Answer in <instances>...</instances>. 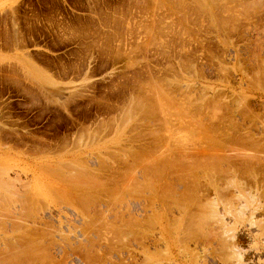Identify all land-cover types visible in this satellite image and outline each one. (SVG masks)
Returning a JSON list of instances; mask_svg holds the SVG:
<instances>
[{
    "label": "rangeland",
    "instance_id": "374dc122",
    "mask_svg": "<svg viewBox=\"0 0 264 264\" xmlns=\"http://www.w3.org/2000/svg\"><path fill=\"white\" fill-rule=\"evenodd\" d=\"M209 1L0 0L1 264L9 255L3 253L6 247L25 235L33 239L25 248L39 244L36 252L47 250L36 253L38 261L44 258L42 264H233L232 246L247 249L246 262L264 258V154L254 150L256 160L247 146L248 140L264 136V0ZM233 128L242 138L248 133L246 146L242 138L237 146L233 143ZM224 141L238 148L232 145V153L223 149L231 160L219 167L211 156L216 143L228 148ZM238 144L251 149L243 152ZM139 151L144 159L136 160ZM196 153L204 156L197 159ZM134 160L147 167L138 163L139 168L130 169ZM248 161L257 162L250 165L258 173L247 167ZM153 163L162 165L156 168L163 179L142 174ZM240 165L247 169L242 176L232 172ZM85 167L96 184L92 177L86 182L77 177ZM196 171L203 187L200 193L195 190L199 203L185 194V200L193 201L186 202L192 207L187 212L196 213L183 218L181 206L167 211L164 204L173 197L164 195L163 187L175 185V194L183 192L196 181L189 177ZM165 172H171L170 178ZM68 177H74L72 182L62 181ZM150 180L158 191L153 196L144 186ZM74 181L92 188L101 184L106 190L100 186L96 191L102 193L95 192L99 197L92 194L95 199H90L98 203L88 207L91 215L88 210L81 215L77 198L66 196ZM256 203L262 206L258 212L253 210Z\"/></svg>",
    "mask_w": 264,
    "mask_h": 264
},
{
    "label": "bare ground",
    "instance_id": "6f19581e",
    "mask_svg": "<svg viewBox=\"0 0 264 264\" xmlns=\"http://www.w3.org/2000/svg\"><path fill=\"white\" fill-rule=\"evenodd\" d=\"M205 1H206V0H205ZM210 1H211V0H210ZM210 1H209V2H210ZM221 2H222V1H221ZM247 2H248V1H247ZM246 5H247V4H246ZM206 8H207V7H206ZM245 8H246V7H245ZM246 10H247V9H246ZM252 11H253V10H252ZM183 16H184V15H183ZM226 24H227V23H226ZM261 62H262V61H261ZM263 64H264V63H263ZM156 90H157V89H156ZM156 92H157V91H156ZM242 97H243V96H242ZM156 98H157V97H156ZM242 100H243V99H242ZM240 101H241V100H240ZM145 103H146V102H145ZM243 103H244V102H243ZM131 104H132V103H131ZM196 104H197V103H196ZM224 104H226V103H224ZM247 104H248V102H247ZM247 104H246V105H247ZM141 105H142V104H141ZM141 105H140V106H141ZM227 105H228V103H227ZM153 106H154V105H153ZM201 106H202V105H201ZM208 106H209V105H208ZM237 106H239V105H237ZM146 107H147V106H146ZM219 107H220V106H219ZM123 108H124V107H123ZM138 108H139V107H138ZM138 108H137V109H138ZM220 108H221V107H220ZM223 108H224V107H223ZM225 108H226V107H225ZM233 108H234V107H233ZM237 108H238V107H237ZM240 108H241V107H240ZM243 108H244V107H243ZM206 109H207V107H206ZM208 109H210V107H209ZM227 109H228V108H227ZM130 110H131V109H130ZM142 110H143V109H142ZM145 110H146V109H145ZM147 110H148V109H147ZM147 110H146V111H147ZM201 110H202V109H201ZM236 110H237V109H236ZM239 110H240V109H239ZM241 111H242V108H241ZM243 111H244V110H243ZM245 111H246V110H245ZM197 112H199V113H197V115L199 114L198 116H200V114H203V113H200V111H197ZM201 112H202V111H201ZM208 112H210V111H208ZM238 112H240V111H238ZM140 113H141V112H140ZM214 113H215V112H214ZM137 114H138V113H137ZM142 114H143V113H142ZM147 114H148V112H147ZM205 114L207 115V113H204V115H205ZM226 114H227V113H226ZM237 114H238V113H237ZM213 115H214V114L212 113V115L210 114V116H209V115H208V116L210 117V119H212L213 117L211 118V116H213ZM228 115H229V114H228ZM218 116H219V115H218ZM223 116H224V115H223ZM251 116H252V115H251ZM251 116H250V117H251ZM124 117H125V116H124ZM229 117H230V116H229ZM229 117H228V118H229ZM239 117H240V115H239ZM202 118H203V117H202ZM207 118H208V117H207ZM225 118H226V117H225ZM240 118H241V117H240ZM244 118H245V117H244ZM216 119H218V118H216ZM226 119H227V118H226ZM246 119H247V118H246ZM249 119H250V118H249ZM251 119H252V118H251ZM256 119H257V118H256ZM212 120H214V119H212ZM221 120H222V119H221ZM164 122H165V120H164ZM211 122H212V121H211ZM216 122H217V121H216ZM253 122H254V121H253ZM214 123H215V122H214ZM217 123H218V122H217ZM222 123H223V122H222ZM231 123H232V121H231ZM231 123H230V124H231ZM242 123H244V122H242ZM230 124H229V125H230ZM244 124H245V123H244ZM213 125H214V124H213ZM233 125H234V124H233ZM236 125H237V124H236ZM158 126H159V125H158ZM209 126H210V125H209ZM215 126H216V125H215ZM231 126H232V124H231L229 127H231ZM234 126H235V125H234ZM237 126H238V125H237ZM237 126L234 127L236 130L239 129V128H241L240 125L238 126L239 128H238ZM241 126H242V124H241ZM247 126H248V125H247ZM250 126H251V125H250ZM250 126H249V127H250ZM252 126H253V125H252ZM217 127H218V126H217ZM219 127H220V126H219ZM243 127H244V126H243ZM249 127H248L247 129H249ZM262 127H263V126H262ZM262 127H261V128H262ZM191 128H192V127H191ZM211 128H212V127H210V129H211ZM234 128H233V129H234ZM207 129H209V128H207ZM212 129H213V128H212ZM217 129H219V128H217ZM233 129H232V130H233ZM235 129H234V130H235ZM247 129H246V128H245V129L242 128V130H244V131H245V130L247 131ZM234 130H233V131H234ZM236 130H235V133H236V136H235V142H233V143H235V145L237 146V143H239V142L241 143V141H243L244 139L246 140L245 136L247 137V134H248V133L245 131V133H247V134L245 135V133H244L245 136L242 138V134L240 135V134H239L240 132L237 133ZM239 130H240V129H239ZM239 130H238V131H239ZM250 130H251V132H249ZM233 131H232V132H233ZM240 131H241V130H240ZM257 131H258V129H257ZM153 132H154V131H153ZM248 132L251 133V135H252V129H249ZM190 133H191V132H190ZM218 133H220V132H218ZM224 133H225V132H224ZM235 133H234V134H235ZM225 134H226V133H225ZM234 134H233L232 137H234ZM226 135H228V134H226ZM230 135H231V134H230ZM239 135H240V136H239ZM190 136H191V135H190ZM237 136H238L239 138H238ZM248 136H249V135H248ZM257 136H258V135H257ZM223 137H226V136H223ZM261 137H262V136H260L259 139L256 137V139L254 138L255 140H248V139H247L248 142H249V144H248V145L246 144V145H247L248 147H251L252 149H251V148H248V149H243V148H242V147H244L243 145H245V144H244V143H245V140H244V142H242L243 145L241 144L242 147L239 146V144H238V146H239V148L241 147V149H242L243 152H244V150H247V151H248L249 149H251L252 151H251V150L248 151L249 153L253 154V153H255V152H259L258 154H260L261 156H263L262 154H264V153H263V152H264V136H263L262 138H261ZM196 138H197V137H196ZM228 138H229V135H228ZM230 138H231V137H230ZM241 138H242V140H241ZM251 138H252V136H251ZM251 138L249 137V139H251ZM157 139H158V137H157ZM236 139H238V140H236ZM161 140H162V139H161ZM196 140H197V139H196ZM225 140H226V139H225ZM229 140H230V139H229ZM240 140H241V141H240ZM247 140H246V141H247ZM257 140H258V141H257ZM213 141H214V140H213ZM236 141H239V142H236ZM159 142H160V141H159ZM185 142H186V141H185ZM188 142H189V140H188ZM214 142H215V141H214ZM225 142H226V141H224V143H225ZM227 142H228V141H227ZM227 142H226V143H227ZM230 142H231V140H230ZM230 142H229V143H230ZM248 142H247V143H248ZM182 143H183V142H182ZM193 143H194V141H193ZM219 143H220V144H219ZM219 143H216L217 145L214 144V145H216V146H214V148H213L214 150L211 148V151L213 150V151L215 152V153L212 154V156H211V158H212L213 155H214V158H215L214 161H215V162L212 160L213 162H211V163H212V164H213V163H217V165L219 164V167H220V166H223V164H227L228 162H230L231 159L228 160V158L225 157V156H228V155L226 154L227 152L225 153L226 155L224 156V154H223L222 151H223V149H224V151H225L226 149H227V151H229L233 144H231V146H230V144L227 145V144L225 143V145L229 148V149H228V148H226V147H225V148H221L220 145H221L222 142H219ZM209 144H210V143H209ZM209 144H208V145H209ZM222 144H223V143H222ZM143 145H144V144H143ZM155 145H156V144H155ZM208 145H207V146H208ZM211 145H212V144H211ZM211 145H209V146L211 147ZM223 145H224V144H223ZM223 145H222V146H223ZM235 145H233V146H234L235 148H238V147H236ZM246 145H245V146H246ZM145 146H146V145H145ZM186 146H187V145H186ZM229 146H230V147H229ZM122 147H123V146H122ZM156 147H157V146H156ZM158 147H159V146H158ZM176 147H177V146H176ZM127 149H128V148H127ZM141 149L143 150L142 147H141ZM141 149H140V150H141ZM136 150H137V149H136ZM136 150H135V151H136ZM145 150H146V148H145ZM147 150H148V148H147ZM147 150H146V152H149V151H150V150H148V151H147ZM232 150H234V148H232ZM232 150H230V152H231ZM254 150H255V152H254ZM256 150H257V151H256ZM135 151H134V153H135ZM213 151H212V152H213ZM238 151H239V149H237V153H239ZM247 151H245V152L247 153ZM129 152H130V151H129ZM141 152H143L144 154H143V153H142V154L146 156L147 153H146L145 151H141ZM151 152H152V151H151ZM173 152H174V151H173ZM186 152H187V151H186ZM186 152H185V153H186ZM212 152H211V153H212ZM243 152H241V153H243ZM261 152H262V153H261ZM105 153H106V152H105ZM137 153H138V152H137ZM198 153H199V152H198ZM198 153H196V156L198 155L197 159L199 158V156H204L203 154H202V155H199ZM202 153H205V152H202ZM221 153H222V155H223L224 157H223V156L221 157V155H220ZM231 153H232V152H231ZM113 154H114V153H113ZM140 154H141V153H140V151H139V154H137L138 156H135V155L133 154V157L135 156L134 158H135L136 160L144 159V156H141ZM251 154H250V155H251ZM255 154H257V153H255ZM255 154H253V157L256 156ZM258 154H257V155H258ZM127 155H128V154H127ZM130 155H131V154H130ZM130 155H128V157H129ZM149 155H150V153L148 154V156H149ZM158 155H159V154H158ZM162 155H163V154H162ZM162 155H161V156H162ZM174 155H175V156H174V159H175L176 154H174ZM207 155H209V154H207ZM215 155H216V156H215ZM124 156H125V155H124ZM150 156H151V155H150ZM166 156H167V154H166ZM169 156H170V155H169ZM172 156H173V154L171 155V158H172ZM177 156H180V155L177 154ZM181 156H182V155H181ZM184 156H185V155H184ZM194 156H195V154H194ZM205 156H206V153H205ZM243 156H245V158H246L247 155H243ZM261 156H260V157H261ZM68 157H69V156H68ZM125 157H127V156H125ZM133 157H132V158H133ZM151 157H152V156H151ZM162 157H163V156H162ZM228 157H229V156H228ZM247 157H249V158H248V160H249V159H250V156H247ZM253 157H251V158H253ZM256 157H257V158H256ZM256 157H255V158H256V160H257V159L259 158V156H256ZM81 158H82V157H81ZM87 158H88V157H87ZM120 158H121V157H120ZM134 158H133V159H134ZM145 158H146V157H145ZM164 158H165V156H164ZM184 158H185V157H184ZM186 158H187V157H186ZM195 158H196V157H195ZM206 158L208 159V157H206ZM211 158H210V159H211ZM237 158H238V157H237ZM237 158H235V160H236ZM123 159H124V158H123ZM162 159H163V158H162ZM172 159H173V158H172ZM177 159H178V158H177ZM182 159H183V158H182ZM200 159H201V157H200ZM210 159H208V160H210ZM212 159H213V158H212ZM238 159L241 160V161H244V157H243V160L240 159V158H238ZM238 159H237V161L240 162ZM246 159H247V158H246ZM246 159H245V160H246ZM86 160H87V159H86ZM108 160H109V158H108ZM136 160H134V161H136ZM145 160H146V159H145ZM151 160H152V159H151ZM179 160H180V158H179ZM184 160H185V159H184ZM202 160H203V159H202ZM233 160H234V159L232 158V163H233ZM253 160H255V159L253 158L252 161H253ZM256 160H255V161H256ZM260 160H263V159L261 158ZM260 160H258V161L261 162ZM80 161H82V160L80 159ZM90 161H91V160H90ZM153 161H154V160H153ZM160 161H161V160H160ZM174 161H175V160H174ZM174 161H172V163H173ZM182 161H183V160H182ZM185 161H186V160H185ZM198 161H199V160H198ZM205 161H207V160H205ZM249 161H251V159H250ZM249 161H248L247 164H248L250 167L253 166L252 164L250 165V163H254V164L256 163L255 166L257 165V162H255V161H254V162H249ZM73 162H74V161H73ZM110 162H111V160H110ZM112 162H113V161H112ZM130 162H131V161H130ZM130 162H129V163H130ZM140 162H141V161H140ZM140 162H139V161H136V164H135V163H134L135 165L132 164V165L130 166V169H131L133 166L136 167L137 164L140 163ZM169 162H170V161H169ZM188 162H189V161H188ZM188 162H187V163H188ZM259 162H258V163H259ZM61 163H62V162H59L58 164H59L60 166H62ZM83 163H84V162H83ZM83 163H82V164H83ZM86 163H87V162H86ZM125 163H126V160H125ZM127 163H128V161H127ZM132 163H133V162H132ZM144 163H145V161H144ZM144 163H143V165L140 163V165H142V168L146 166V164H145V166H144ZM157 163H158V162H157ZM157 163H155V164L153 163L152 166H148V168H145V169H146V172H144V171L142 172V170H144V169L141 168V169H142V170H141L142 174L145 173L144 176H147L146 174H149V175H150L149 177H151L152 180H155V179L157 178L156 175L159 176V179H160V177H161V175H162V174H161L162 172H161V173H160V172L158 173V172H157L158 169H157L156 167L159 168V167L162 166V165L158 166ZM160 163L162 164L163 162H160ZM174 163H175V162H174ZM176 163L178 164V162H176ZM176 163H175V164H176ZM182 163L184 164L185 162H182ZM189 163H190V162H189ZM194 163H195V159H194ZM206 163H207V162H206ZM206 163H204L203 165H206ZM232 163H229V165L231 164L230 167H231V166L234 167V165H233ZM240 163H241V162H240ZM244 163H246V162L244 161ZM111 164H112V163H111ZM147 164H148V163H147ZM158 164H159V163H158ZM165 164H167V163H165ZM165 164L163 163V166H164ZM175 164H174V165H175ZM183 164H182V165H183ZM192 164H193V163H192ZM192 164H191V165H192ZM212 164H211V166H212ZM260 164H262V163H260ZM87 165H88V163H87ZM108 165H110V164H108ZM126 165H127V164H126ZM138 165H139V164H138ZM140 165H139V166H140ZM149 165H150V164H149ZM170 165H171V164H170ZM187 165L189 166V164H187ZM197 165L201 166L202 164H201V165H200V164H197ZM241 165H243V164L241 163ZM241 165H240V166H241ZM248 165H247V167H248L249 169H252V167L250 168ZM47 166H50V165H47ZM57 166H58V165H57ZM114 166H115V165H114ZM139 166H137V167L139 168ZM167 166H168V165H167ZM195 166H196V165H195ZM207 166L209 167L210 165L207 164ZM213 166H216V164H214ZM259 166H260V165L258 164L257 167H259ZM51 167H52V166H51ZM55 167H56V166H55ZM64 167H65V166H64ZM135 167H134V168H135ZM146 167H147V166H146ZM169 167H170V166H169ZM175 167H176V166H175ZM177 167H178V166H177ZM179 167H181V165H180ZM185 167H187L186 164H185ZM190 167H191V166H189V169H188L189 171H190ZM192 167H194V166H192ZM217 167H218V166H217ZM224 167H225V166H224ZM235 167H237V166H235ZM49 168H50V167H49ZM82 168H83V166H82ZM82 168H81V169H82ZM88 168H89V167H88ZM91 168H92V167H91ZM98 168H99V167H98ZM102 168H103V167H102ZM125 168H126V167H125ZM134 168H132V169H134ZM162 168L164 169V167H162ZM183 168H184V167H183ZM187 168H188V167H187ZM187 168H186V170H187ZM199 168H200V170H201L202 167H199ZM211 168H212V167H211ZM241 168H242V166H241V167H238L237 170H233L232 168H231V169H232V172L235 171V172L239 173L240 176H242V175H244V174L246 173V172H244L246 168L243 167V168H244V171H243V168H242V169H241ZM254 168H255V167H254ZM84 169H85V170H83V171L80 173L81 175H80V174L77 175V177L79 176V178H80L82 181H83L84 178H86V180H88L87 178L92 177V176H91L92 174L89 173V172H91V171H90L91 169H90V170H86V167H85ZM130 169L127 168V170H130ZM135 169H136V168H135ZM176 169H177V168H176ZM176 169H175V170H176ZM192 169H193V168H192ZM218 169H219V168H218ZM225 169H227V168H225ZM255 169H256V168H255ZM255 169H252V170H253V171L255 172V174H256L257 169H256V170H255ZM55 170H56V169H55ZM63 170H65V169H63ZM75 170H76V169H75ZM101 170L103 171V169H101ZM105 170H106V169H105ZM167 170H170V169L168 168ZM173 170H174V169H173ZM179 170H180V168H179ZM214 170H215V169H214ZM220 170H221V169H220ZM223 170H224V169H223ZM223 170H221V172H223ZM65 171H66V170H65ZM76 171H77V170H76ZM76 171H75V172H76ZM97 171H98V170H97ZM102 171H101V172H102ZM158 171H159V170H158ZM162 171H163V170H162ZM165 171H166V170H165ZM211 171H213V169H212ZM246 171H247V169H246ZM250 171H251V170H250ZM253 171H251V174H253V176H254L255 174L252 173ZM54 172H55V171H54ZM101 172H100V173H101ZM125 172H127V171H125ZM129 172H130L132 175H134L133 173H135L134 171H133V172H132V171H129ZM171 172H172V171H171ZM171 172H169V173H171ZM174 172H175V171H174ZM178 172H179V171H178ZM182 172H183V170H182ZM192 172H194V171H192ZM224 172H227V173L229 172V174H230L231 171H224ZM224 172H223V173H224ZM70 173H71V172H70ZM73 173H74V172H73ZM93 173H95V172L93 171ZM96 173H97V172H96ZM100 173H99V174H100ZM104 173H105V172H104ZM130 173H129V175H130ZM167 173H168V172H165V174H167ZM169 173H168L167 175H169ZM180 173H181V172H180ZM186 173L189 174L188 171H185V173L183 172V174H186ZM201 173H202V172H201ZM219 173H220V171H219ZM223 173H222V174H223ZM257 173H258V172H257ZM48 174H49V173H48ZM58 174H59V173H58ZM76 174H78V173H76ZM97 174H98V173H97ZM97 174H96V175H97ZM105 174H106V173H105ZM142 174H140V176H141ZM159 174H160V175H159ZM163 174H164V173H163ZM188 174H187V176H188ZM233 174H234V173H233ZM69 175H70V174H69ZM109 175H110V174H109ZM109 175H108V176H109ZM127 175H128V174H127ZM167 175H166V176H167ZM194 175H195V176H194ZM194 175H193V176H190V175H189V177H190V179L193 178V180H194V181L196 180V181H195L194 183H192V181H191V184H190L191 187H189V186L187 185V186L185 187V190L182 189L183 192H182V191H179V192H180V193H179V192L176 191L177 194L174 193L175 191H174V188H173V187H175V185H172V182L176 180V177H177L178 175L175 176V177H174L175 180H173V181L171 182V185H172V186H170V185H166V186H164V187H163V189L165 188L164 191H162L163 189H162V186H161V189H162V190H161V189H160V190H161V192H163L164 195H168V196H172V197H173L172 202L167 203V204H164V207L167 206V209L165 208L167 211H168L169 207H173V209H174V206H177V207H178V206H179V207L181 206V207L179 208L181 211H180L177 207H175V208H177V209L179 210V212H182V214H183V218H185V217L188 218V217H190L193 213H196V212H192L191 210H190L189 213H188L187 210H186L187 208L190 209V207H191V205H190V207H189V206L186 207V205H187L186 202H188L189 204H191L193 201H194V202H198V201H196V198H197L198 200L201 199V197L199 198L198 196L195 198V192L197 191V188H198V193H200V192L202 191V189H201L202 186H201V184L199 183L200 179H198L197 171L194 173ZM205 175H206V174H205ZM220 175H221V174H220ZM258 175H259V174H258ZM52 176L54 177V175H52ZM97 176H98V175H97ZM104 176H105V175H104ZM114 176H115V175H114ZM117 176H118V175H117ZM117 176H116V177H117ZM120 176H121V175H119V177H120ZM134 176H135V175H134ZM140 176H139V177H140ZM142 176H143V175H142ZM163 176H165V175H162L161 179H163ZM181 176L184 177V175H181ZM181 176H180V177H181ZM187 176H186V177H187ZM202 176H203V175H201V177H202ZM207 176H208V175H207ZM207 176H206V177H207ZM223 176H224V175H223ZM255 176H256V175H255ZM64 177H65V176H64ZM130 177H131V176H130ZM130 177H129V178H130ZM132 177H133V176H132ZM136 177H138V176H136ZM154 177H155V179H153ZM171 177H173V175H171ZM189 177H188V179H189ZM191 177H192V178H191ZM199 177H200V176H199ZM250 177H251V175H250ZM59 178H60V177H59ZM59 178H58V180H59ZM93 178H95V177H92L91 179L93 180ZM98 178H99V177H98ZM98 178H97V179H98ZM102 178H103V177H102ZM140 178H141V177H140ZM144 178H146V177H144ZM169 178H170V175H169ZM224 178H225V177H224ZM229 178H230V177H229ZM254 178H255V177H254ZM60 179H61V178H60ZM73 179H74V177H73ZM73 179L70 178V177H68V178H63L62 181L68 184L69 182H72ZM75 179H76V178H75ZM80 179H78V180L76 179V180L79 181ZM91 179H90V180H91ZM103 179H104V178H103ZM105 179H106V178H105ZM122 179H123L124 182L121 181V180H120V182L125 183V180H126V179H125V180H124V178H122ZM127 179H128V178H127ZM130 179H131V178H130ZM130 179L128 180V182L130 181ZM132 179H133V178H132ZM134 179L137 180V178H134ZM146 179H147V178H146ZM157 179H158V178H157ZM182 179H183V178H181V180H182ZM185 179H186V178H185ZM185 179H184V180H185ZM197 179H198V181H197ZM202 179H203V178H202ZM204 179H205V178H204ZM204 179H203V180H204ZM231 179H232V178H231ZM258 179H259V178H258ZM81 180L79 181L80 183H81ZM101 180H102V179H101ZM113 180H114V179H113ZM141 180H144L143 177H142ZM169 180H170V179H169ZM209 180H211V179H209ZM212 180H213V179H212ZM256 180H257V179H256ZM77 181H76V182L74 181L75 183L73 182L74 185H73V184H72V185L69 184V189L67 190L68 192L66 193V194H67L66 196H68V193H69V196H72V197L75 196L77 199H75V197H73V198H74L76 201L78 200L77 204H78V206H80L81 210L83 211V212H81V215H83V214L86 215L87 212L89 211L88 207L91 208V206L94 207V206L97 205V203H98V202H97V198H96V202H95V200H91V199H95V197L93 196L95 192H96V193H97V192H100V191H96V190H98V189H96V188L100 187L101 184H102L103 182L99 180V182H97V183H100V182H101V184H100V186H98V187L95 188V186H96L95 184H96V181H97V180H96V181L93 180L94 183H95V184H94L95 186H94V188H92L93 186H92V187L85 186L88 182H87L86 184H84V185L81 186V185H79V182H77ZM103 181H104V180H103ZM118 181H119V179H118ZM118 181H117V182L115 181V182H116L115 184L118 183L117 185H119L120 183H119ZM133 181H134V180H133ZM145 181H146V180H145ZM150 181H151V180H150ZM166 181H167V179H166ZM179 181H180V179H178V183H180V184L184 183L183 185L185 186V184H186L185 181H184V182H183V181H182V182H179ZM58 182H59V181H58ZM83 182H86V181H83ZM126 182H127V181H126ZM167 182H168V181H167ZM187 182H188V180H187ZM207 182H208V181H207ZM207 182H206V184H207ZM212 182H213V181H212ZM77 183H78V184H77ZM92 183H93V182H92ZM104 183H105V182H104ZM112 183H113V181H112ZM136 183H137V182H136ZM152 183H153V181L148 182L147 185H144L145 187H148V188L150 189V190H149V189L147 188V189L149 190V192L152 194L151 196H153V194L155 195V193H158V191H156V188H155V186H154ZM168 183H169V182H168ZM175 183H176V182H175ZM188 183H189V182H188ZM230 183H231V182H230ZM67 184H64V186H66ZM76 184H77V185H76ZM81 184H82V183H81ZM89 184H90V183H89ZM89 184H87V185H89ZM109 184H110V182H109ZM180 184H179V185H180ZM192 184H195V185H196V186L194 185V187H195V188L193 187L194 189L192 188ZM199 184H200V185H199ZM208 184H209V183H208ZM208 184H207V185H208ZM90 185H91V184H90ZM90 185H89V186H90ZM98 185H99V184H98ZM106 185H107V184H106ZM141 185H142V183H141ZM209 185H210V184H209ZM230 185H231V184H230ZM102 186H103V185H102ZM102 186L100 187L101 189H99V190H102V191H103L104 189H102V188H103ZM104 186H105V185H104ZM144 186H143V187H144ZM177 186H178V184H177ZM214 186H215V185H214ZM242 186H243V185H242ZM7 187H8V186H7ZM105 187H106V186H105ZM138 187H139V186H138ZM158 187H159V186H158ZM178 187H179V186H178ZM181 187H182V186H181ZM209 187H210V186H209ZM243 187H244V186H243ZM46 188H48V187H46ZM107 188H109V187H107ZM136 188H137V187H136ZM140 188L142 189V186H141ZM154 188H155V192L152 193V192L154 191ZM183 188H184V187H183ZM202 188H203V187H202ZM207 188H208V187H207ZM217 188H218V187L215 188L216 191H217ZM239 188H240V187H239ZM263 188H264V186H263ZM109 189H110V188H109ZM141 189H140V190H141ZM145 189H146V188H145ZM145 189H144V190H145ZM180 189H181V188H180ZM192 189H193V190H192ZM211 189H212V187H211ZM213 189H214V188H213ZM213 189H212V190H213ZM221 189H222V188H221ZM237 189H238V188H237ZM237 189H236V190H237ZM241 189H242V187H241ZM114 190H115V189H114ZM195 190H196V191H195ZM200 190H201V191H200ZM243 190H244V189H243ZM258 190H259V189H258ZM65 191H66V190H65ZM104 191H106V190H104ZM126 191H127V190H126ZM172 191H173V192H172ZM208 191H209V189H208ZM224 191H226V190H224ZM240 191H241V190H240ZM128 192H129V191H128ZM186 192H189V193L186 195L187 199L192 200V199L194 198L195 200H194V199H193V201L185 200V199H186V197H185ZM206 192H207V191H206ZM257 192H258V191H257ZM11 193H12V192H11ZM96 193H95V195H96ZM100 193H102V192H100ZM115 193H116V192H114V194H115ZM207 193H208V192H207ZM216 193H217V192H216ZM263 193H264V192H263ZM62 194H63V193H62ZM92 194H93V195H92ZM97 194H98V193H97ZM114 194H113V195H114ZM126 194H127V193H126ZM189 194H190L189 197H191V199L188 198V195H189ZM208 194H209V193H208ZM221 194H223V193H221ZM249 194H250V193H249ZM91 195H92L93 197H91ZM99 195H100V194H99ZM99 195H98V196L96 195V196L99 197ZM115 195H116V194H115ZM115 195H114V196H115ZM124 195H125V194H124ZM197 195H198V194H197ZM204 195H205V194H204ZM239 195H240V194H239ZM241 195H243V194L241 193ZM241 195H240V196H241ZM263 195H264V194H263ZM201 196H203V195H201ZM235 196H236V195H235ZM259 196H260V195H259ZM125 197H126V196H125ZM161 197H162V196H161ZM204 197H205V196H203V198H204ZM242 197H243V196H242ZM70 198H71V197H70ZM90 198H91V199H90ZM120 198H121V197H120ZM127 198H128V197H127ZM127 198H126V199H127ZM129 198H130V197H129ZM136 198H137V197H136ZM162 198H164V197H162ZM250 198H251V197H250ZM252 198H254V197L252 196ZM18 199H19V198H18ZM58 199H59V198H58ZM98 199H99V198H98ZM100 199H101V198H100ZM116 199H117V198H116ZM116 199H115V200H116ZM144 199H145V198H144ZM240 200H242V199H240ZM240 200H239V201H240ZM258 200H259V198H258ZM120 201H121V200H120ZM70 202H71V201H70ZM94 202H95V203H94ZM100 202H101V201H100ZM100 202H99V203H100ZM151 202L154 203L155 200H154V201L151 200ZM183 202H185V203H183ZM200 202H201V201H200ZM250 202H251V201H250ZM113 203H114V202H113ZM198 203H199V202H198ZM75 204H76V203H75ZM93 204H94V205H93ZM151 204H152V203H150V201H149V205H150V206H151ZM154 204H155V203H154ZM170 204H171L172 206H171ZM184 204H185V207H182V206H184ZM193 204H194V203H193ZM263 204H264V203H263ZM103 205H105V204H103ZM168 205H169V206H168ZM197 205H198V204H197ZM200 205H201V204H199L198 206H200ZM214 205H215V204H214ZM216 206H217V205H216ZM245 206H246V205H245ZM251 206H252V205H251ZM260 206H261V205H260ZM142 207H144V206H142ZM212 207H214V206L212 205ZM242 207H243V206H242ZM261 207H262V206H261ZM261 207H259V204L257 205V203H256V204L254 205V209H253V210H255L256 212H258V211L260 210ZM98 208H99V207H98ZM101 208H102V207H101ZM145 208H146V206H145ZM152 208H153V207H152ZM183 208H184V209H183ZM191 208H192V207H191ZM194 208H195V207H194ZM201 208H202V207H201ZM245 208H246V207H245ZM94 209H95L94 212L97 211V210H96L97 208H94ZM149 209H150V208H149ZM171 209H172V208H171ZM171 209L169 210L170 212L172 211ZM182 209H183V210H182ZM229 209H230V208H229ZM87 210H88V211H87ZM100 210H101V209H100ZM130 210H131V209H130ZM143 210H144V209H143ZM151 210H152V209H151ZM178 210H177V211H178ZM184 210H185V211H184ZM196 210H197V209H196ZM213 210H214V214H215V215H216V214L219 215L218 212L215 213V212L217 211L216 207H215V209L213 208ZM246 210H247V209H246ZM253 210H252V211H253ZM262 210H263V208H262ZM262 210L260 211L261 214L264 213V211L262 212ZM85 211H86V212H85ZM198 211L201 212L202 210H201V211L198 210ZM208 211H209V210H208ZM211 211H212V210H211ZM227 211H228V210H227ZM234 211H235V210H234ZM255 211H254V213H255ZM90 212H91V211H89V213H88L89 215L92 214V213L90 214ZM97 212H98V211H97ZM97 212H96V213H97ZM129 212H130V211H129ZM152 212H153V211H152ZM204 212H205V211H204ZM209 212H210V211H209ZM79 213H80V212H79ZM82 213H83V214H82ZM98 213H99V212H98ZM98 213H97V214H98ZM106 213H107V212H106ZM106 213H105V214H106ZM190 213H191V215H190ZM207 213H208V212H207ZM210 213H211V212H210ZM210 213H209V215H212V214H213V213H212V214H210ZM232 213H233V212H232ZM242 213H243V212H242ZM254 213H253V214H254ZM180 214H181V213H180ZM182 214H181V216H182ZM199 214H200V213H199ZM233 214H234V213H233ZM233 214L230 213V215H233ZM235 214H236V213H235ZM235 214H234V215H235ZM98 215H99V214H98ZM150 215H151V214H150ZM204 215H205V214H204ZM262 215H263V214H262ZM83 216H84V215H83ZM99 216H100V215H99ZM101 216H102V215H101ZM119 216H120V215H119ZM119 216H118V217H119ZM125 216H126V215H125ZM133 216H134V215H133ZM145 216H146V215H145ZM151 216H152V215H151ZM187 216H188V217H187ZM240 216H241V215H240ZM240 216H238V218H240ZM84 217H85V216H84ZM88 217H89V216H88ZM97 217H98V216H97ZM104 217H105V215H104ZM129 217H130V216H129ZM129 217H128V219H131V218H129ZM135 217H136V216H135ZM153 217H155V216H153ZM177 217H178V216H177ZM90 218H91V217H90ZM102 218H103V217H102ZM132 218H133V217H132ZM146 218H147V217H146ZM251 218H252V217H251ZM40 219H41V218H40ZM85 219H87V218H85ZM91 219H93V217H92ZM118 219H119V218H118ZM125 219H126V218H125ZM125 219H124V220H125ZM128 219H126V220H128ZM135 219H136V218H135ZM135 219H132V220L134 221ZM137 219H138V218H137ZM154 219H155V218H154ZM34 220H35V219H34ZM89 220H90V219H89ZM96 220H97V219H96ZM124 220H123V221H124ZM145 220H146V219H145ZM145 220L143 219L142 222L145 221ZM147 220H150V219L148 218ZM151 220H152V218H151ZM151 220H150V221H151ZM221 220H222V219H221ZM250 220H251V219H250ZM35 221H37V220H35ZM120 221H121V220H120ZM140 221H141V220H140ZM140 221H138L137 224L140 225V223H139ZM185 221H186V220H185ZM251 221H252V220H251ZM44 222H45V221H44ZM85 222H86V221H85ZM87 222H88V220H87ZM92 222H93V225H94L95 222H94V221H92ZM92 222H91V224H92ZM96 222H97V221H96ZM128 222H129V221H128ZM198 222H199V221H198ZM222 222H223V220H222ZM222 222H221V223H222ZM45 223H46V222H45ZM123 223L128 224L127 221H125V222H123ZM135 223H136V221H135ZM135 223H134V224L131 223V224H133V226H134V225H136ZM144 223H147V222H144ZM144 223H143V224H144ZM219 223H220V222H219ZM39 224H40V223H39ZM131 224H130V225H131ZM85 225H86V223H85ZM87 225H88V224H87ZM98 225H99V224H98ZM170 225H171V224H170ZM28 226H29V225H28ZM59 226H60V225H59ZM88 226H89V225H88ZM102 226H103V225H102ZM107 226H108V225H107ZM109 226H110V225H109ZM125 226H126V225H125ZM137 226H138V225H137ZM141 226H142V225H141ZM149 226H150V225H149ZM30 227H31V225H30ZM44 227H45V225H44ZM105 227H106V226H105ZM127 227H128V226H127ZM184 227L186 228V226H184ZM55 228H56V227H54V229H55ZM60 228H61V227H60ZM90 228H91V227H90ZM92 228H93V227H92ZM109 228L111 229V227H109ZM114 228H115V227H114ZM116 228H117V227H116ZM116 228H115V230H116ZM118 228H119V227H118ZM130 228H131V227L129 226V227L126 228V229L128 230V229H130ZM187 228H188V227H187ZM193 228H194V227H193ZM25 229H26V228H25ZM37 229H38V228H37ZM48 229H49V228H48ZM87 229H89V228H87ZM120 229H121V228H120ZM27 230H28V229H27ZM30 230H31V229H30ZM39 230H40V229H39ZM51 230H52V229H51ZM60 230H61V229H60ZM111 230H112V229H111ZM234 230H235V229H234ZM32 231H33V230H32ZM36 231H38V230H36ZM58 231H59V229H58ZM89 231H91V230H89ZM116 231H117V230H116ZM134 231H135V230H134ZM199 231H200V230H199ZM262 231H263V230H262ZM28 232H29V231H28ZM86 232H87V231H86ZM131 232H133V231H131ZM188 232H189V231H188ZM195 232H196V230H195ZM195 232H194V233H195ZM232 232H233V231H232ZM30 233H31V232H30ZM40 233H41V232H40ZM184 233H185V231H184ZM24 234H25V233H23V235H24ZM26 234H27V233H26ZM33 234H35V233H33ZM54 234H55V233H54ZM54 234H53V235H54ZM38 235H39V234H38ZM50 235H51V232H50ZM53 235H52V236H53ZM147 235H148V234H147ZM184 235H185V234H184ZM25 236H27V235H25ZM25 236H24V238H22L23 236H21V239H22V240L19 239L20 241H22V243H21L20 241H19V243L14 242V243H16V244L13 243V246H11V245H12V244H11V245L9 246V248L5 246L7 249L4 248L6 251L4 250L3 253H4V252H5V253L7 252L6 255H7V254H9V255H7V256H8V258L6 259L7 261H2V264H3V263H5V264H28V263H29V264H30V262H31L30 260H31V259H34V258H35V261H38V258L36 257V255H38V254H36V253H37L40 249L38 248L37 252H36L35 250L37 249V247L39 246V244L36 245V248H35V249H33V248L28 249L27 246H26V248H27V249H26L25 246H24L23 244H27V240H33V239H30V238L28 239V238H27V240H26V239H25V238H26ZM35 236H36V235H35ZM42 236H43V235H42ZM46 236H47V235H46ZM37 237H38V236H37ZM49 237H50V236H49ZM180 237H181V236H180ZM68 238H69V237H68ZM68 238H67V239H68ZM203 238H204V236H203ZM36 239H37V238H36ZM41 239H42V238H41ZM207 239H208V238H207ZM17 240H18V238H17ZM153 240H154V239H153ZM44 241H45V240H44ZM52 241H53V240H52ZM234 241H235V240H233V242H234ZM40 242H41V241H40ZM53 242H54V241H53ZM56 242H57V241H56ZM161 242H162V241H161ZM28 243H29V242H28ZM34 243H35V241L33 242V244H34ZM41 243H42V242H41ZM41 243H40V245H41ZM234 243H235V242H234ZM42 244H43V243H42ZM51 244H52V243H51ZM93 244H94V243H93ZM17 246H18V248H20V249L22 248V249H21L22 251H21V252H20V251H19V252L17 251V252H18V255L16 256V254H15V253H16L15 250H17ZM22 246H24V247H22ZM29 246H31V245H29ZM32 246H34V245H32ZM50 246H51V245H49V247H50ZM226 246H227V245H226ZM228 246H229V244H228ZM46 247H47V246H46ZM51 247H52V246H51ZM164 247H165V246H164ZM234 247H235V246H234ZM11 248H12V250H10ZM42 248H44V247H42ZM232 248H233V246H232ZM20 249H19V250H20ZM23 249H24L25 251H24ZM44 249H45V248H44ZM52 249H53V247H52ZM91 249H92V248H91ZM228 249H229V248H228ZM31 250H32V251H31ZM41 250H42V249H41ZM41 250H40V251H41ZM72 250H73V249H72ZM88 250H89V248H88ZM12 251H13V252H12ZM33 251H35V253H34ZM40 251H39V253H40ZM42 251H43V250H42ZM45 251H47V250H44V251H43L44 254H45ZM0 252H1V251H0ZM49 252H50V251H49ZM49 252H47L48 255H49ZM11 253H12V254H11ZM91 253H92V252H91ZM1 254H2V253H1ZM2 255H3V254H2ZM50 255H51V254H50ZM89 255H91V254H89ZM161 255H162V254H161ZM93 256H94V254H93ZM95 256H96V255H95ZM44 257H45V256H44ZM90 257H91V256H90ZM4 258H5V257H4ZM10 258H11V259H10ZM29 259H30V260H29ZM54 259H55V258H54ZM41 260L44 261V258H42ZM41 260L39 259L38 262H40ZM47 260H48V259H47ZM95 260H96V259H95ZM28 261H30V262H28ZM32 261H33V260H32ZM42 261H41V262H42ZM50 261H51V260H50ZM54 261H55V260H54ZM54 261H53V262H54ZM0 262H1V261H0ZM33 262H34V261H33ZM33 262H31V263H33ZM41 262H40V263H41ZM53 262H52V263H53ZM63 262H64V261H63ZM40 263H39V264H40ZM45 263H46V262H45ZM89 263H90V262H89ZM95 263H96V262H95ZM0 264H1V263H0ZM34 264H35V263H34ZM41 264H42V263H41ZM61 264H62V262H61ZM159 264H160V263H159Z\"/></svg>",
    "mask_w": 264,
    "mask_h": 264
},
{
    "label": "clouds",
    "instance_id": "9594fccd",
    "mask_svg": "<svg viewBox=\"0 0 264 264\" xmlns=\"http://www.w3.org/2000/svg\"><path fill=\"white\" fill-rule=\"evenodd\" d=\"M226 235H228L226 233ZM234 239L235 237H231ZM232 252V256L230 257V260L233 262V264H252V262L245 261V257L247 256L248 252L247 249H244L242 247L236 246L230 250ZM256 264H264V258H259L256 261Z\"/></svg>",
    "mask_w": 264,
    "mask_h": 264
}]
</instances>
